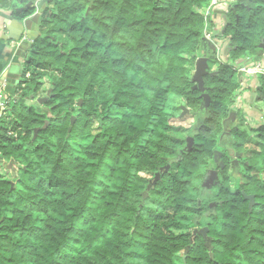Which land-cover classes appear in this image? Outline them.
Returning a JSON list of instances; mask_svg holds the SVG:
<instances>
[{"label": "trees", "instance_id": "obj_1", "mask_svg": "<svg viewBox=\"0 0 264 264\" xmlns=\"http://www.w3.org/2000/svg\"><path fill=\"white\" fill-rule=\"evenodd\" d=\"M37 1L0 0V9L21 20ZM210 2H44L19 100L0 117V159L20 173L13 187L0 176V264H264V123L231 127L232 145L218 144L241 93L235 67L264 55V0H236L217 35ZM208 33L230 50L228 62L208 55L215 73L203 77L210 104L201 111L192 75ZM258 82L264 103V77ZM49 89L42 105L51 116L26 103ZM181 105L198 119L193 132L169 122ZM229 150L242 159L233 185ZM210 169L219 182L205 196ZM243 192L254 195L251 211Z\"/></svg>", "mask_w": 264, "mask_h": 264}, {"label": "crops", "instance_id": "obj_2", "mask_svg": "<svg viewBox=\"0 0 264 264\" xmlns=\"http://www.w3.org/2000/svg\"><path fill=\"white\" fill-rule=\"evenodd\" d=\"M38 2V1H37ZM36 2V3H37ZM219 2L227 4H233L236 2V0H219ZM35 3V12L30 15L29 17L33 16L34 14H38L40 11V7L43 8L42 13L44 12L46 4L43 3L40 7H38ZM44 6V7H43ZM210 9V4L208 8ZM212 13L211 18L214 24L212 34L217 35L220 34L223 31L226 16H225V7H212ZM42 14H40L39 18H37V21H34V24H40ZM12 19H14L11 16V12L8 10L0 9V82L4 83V90L5 94L8 96V98L11 99H18L19 100V90L18 87L20 85V82L22 81V73L24 69V63H25V55L27 54V51L29 47L32 45L31 40L27 38V35H23L18 42H13L11 40L5 41L2 40L1 36L3 34L8 35V28L11 24ZM35 26V25H34ZM32 24V30L35 28ZM39 32V30H38ZM206 38L208 39V49L210 50V53L214 52V46L216 44H221L220 50H221V56L225 58V51L228 49V44L219 42L220 39L214 38L211 34H206ZM37 37V36H36ZM222 41V40H221ZM31 44V45H30ZM218 57V58H220ZM259 61L262 65H264V55L259 57ZM257 84V78L253 77H243V84L241 88L240 93V99L237 101V104L235 105V109L242 113V123L245 126L239 125V121L237 118L239 115H237L233 120V127L240 126V128L246 127V129H253L257 128L259 121L264 122L263 114L260 110L261 108V101H257L255 99V95L250 92L251 88H254ZM237 111V112H238Z\"/></svg>", "mask_w": 264, "mask_h": 264}, {"label": "water", "instance_id": "obj_3", "mask_svg": "<svg viewBox=\"0 0 264 264\" xmlns=\"http://www.w3.org/2000/svg\"><path fill=\"white\" fill-rule=\"evenodd\" d=\"M44 2H46V0H38V2L36 3V5L38 7H40ZM44 7V6H43ZM43 8L40 7V11L38 12V14H34L31 17H25L21 20H17V19H12L11 24L8 28V35L3 34V36H1L2 40L8 41L11 40L13 42H18L19 39L23 36V35H27V38H29V40L33 41L36 36H39V25L34 24V21H37V18H39L40 14H42V10ZM18 12L21 11V8L17 9ZM32 24L35 27L32 30ZM31 45V44H30ZM208 45V39L206 37H203L201 39V43H200V52L201 55L196 59L195 63H194V71H193V75H192V80L195 81V85L194 88H198L201 91L200 97L202 98L201 104H200V108L199 110H204L206 111L209 104H210V96L207 92H204V86H203V77L210 74H214L215 72H209L208 71V59H209V54H210V50L207 47ZM31 47V46H30ZM29 47V49H30ZM260 48H264V44H260ZM28 49V50H29ZM230 47L228 46V49L226 51V54L229 53ZM28 56V54L25 55V58ZM240 77V74H239ZM51 92V89H49L46 93L45 96H39V97H34V95H30L27 100L26 103L30 104V105H40V104H44L47 100H48V96ZM253 96L255 95V90H253ZM181 114L180 117H183L186 113L189 112V109L186 108L185 106L181 105ZM236 116V111L235 110H231L228 117L225 118L222 122L223 125V132L222 134L219 136L218 139V144L221 148H227L230 147V145H232L233 141H232V133H231V129H230V124L233 122L234 118ZM74 118H71V124L73 123ZM47 122V121H46ZM44 127V126H43ZM194 143V139L192 136H188L186 138V149H191L192 145ZM222 155V152L220 151H214V156H213V160L216 163H218V160L220 159ZM1 163V161H0ZM4 163V162H2ZM221 164H223L221 162ZM213 176H216V172L212 171L211 172ZM11 186H14V182L10 181ZM147 193L146 191L143 192V196H145ZM244 194V192H243ZM244 197L248 200V209L249 211H251L252 207L255 204V198L254 195H245ZM204 229H207L206 227Z\"/></svg>", "mask_w": 264, "mask_h": 264}, {"label": "rangeland", "instance_id": "obj_4", "mask_svg": "<svg viewBox=\"0 0 264 264\" xmlns=\"http://www.w3.org/2000/svg\"><path fill=\"white\" fill-rule=\"evenodd\" d=\"M233 4H227L226 2L221 3V2H219V0H217V4L215 6L216 7L217 6L218 7H222L223 6V7H227L229 9V7H232L233 8ZM204 11L206 12L207 9H205ZM208 12H210V11H208ZM260 44H259V47H260ZM248 60H250V63H251L252 68H256V66H258L256 68L257 71H258V73L257 74H252V75H245L244 74L242 76L257 78V84H256V86L254 88H251V91H250L251 93H253V90H255V93H256V88L259 86V82H258L259 81V78L261 79L262 76L264 77V65L261 64V62L259 61V58H255V57H252L251 58L250 57V58H248ZM226 61L228 62V60H226ZM234 75H235V78H237V80L240 82V78L241 77H239V74L236 72V73H234ZM27 78H29V76L25 77V80ZM43 80H44L45 87L48 88L49 85H48V82H47L46 78H44ZM98 91H99V88L96 87L95 90H94V93H97ZM254 97H256V96H254ZM239 99H240V94L238 93V95L236 97V100H235V105L237 104V101ZM11 100H13V99H11ZM175 102H176V106L179 105V104H181L180 98L179 99H175ZM260 104H261L260 105L261 106L260 110H261V112L263 114V118H264V103L263 102H260ZM11 106L12 105L9 104L7 106V108L5 109L6 115H9L10 114V112H9L8 109H10ZM176 106L173 107V111H174V114H175L176 117H173V118H171L169 120L170 124H172L175 127H179V128H187L188 127V128H190V130L192 132L195 131L193 128L196 129V127H197V122H198L197 117L193 113H190V111L188 113H186L183 117H180V114H181V111L182 110L181 109H177ZM35 110L37 112H43V111H45L46 114H47V116H51V114L46 110V107L44 105H42V104H40V105L38 104L37 106H35ZM235 111H236V109H235ZM73 123H74V120H73ZM262 123H264V122H260L259 121L258 123H256V124H258L257 127H259ZM0 126H2V125H0ZM5 126H6V128H8V125L5 124ZM93 128H95V127H93ZM90 130L91 129L86 130V132H89ZM78 131H79V129H78ZM250 133H251V131H247V134L250 135V140H251V142L249 141L245 145V148H247V149H250V148H253V146H256V145H254L252 143V142H254L256 140L255 139V136H254V134L251 135ZM225 154L227 155V156H224V160H225V162L227 164V174L230 175L229 181H231L230 184L233 185V181L235 180V178H241V176L239 175L238 171H239V169L242 168V166H241L242 165L241 164V160L242 159L239 158V157H237L236 156V152L233 151V150L225 151ZM232 160L235 161V166L231 163ZM0 161H1V163H0V176L3 179L9 180V181H11V180L17 181L15 178L20 175L18 167H16V165L13 164L11 161H6V160H3V159H0ZM2 162H4V163H2ZM233 166H234V168H233ZM214 171H216V170H214ZM211 174L212 173L210 171H208L207 174H206V176H205V178H204V180L200 184L202 186V189H204L203 190V193H205L206 191L209 193L208 195H205L204 194L205 196L213 195L214 194V191H215V187L217 186V184L219 182V175L217 174V172H216V176H213ZM15 184H14V186H15ZM232 185H231V187L233 188ZM150 186H151V183L146 187V193H147V191H149ZM145 197H146V195H145ZM211 205H214V204H210V207H211ZM213 209L214 208H212V210ZM205 214H207V212ZM195 216H193V217H195ZM196 228H198V227H196ZM204 228L205 227L198 228V229H194V230L200 232V230H203ZM175 232L176 233H184L185 232V229L184 228H181V229L175 230ZM177 262L178 263L181 262V254H179L177 256Z\"/></svg>", "mask_w": 264, "mask_h": 264}, {"label": "built area", "instance_id": "obj_5", "mask_svg": "<svg viewBox=\"0 0 264 264\" xmlns=\"http://www.w3.org/2000/svg\"><path fill=\"white\" fill-rule=\"evenodd\" d=\"M217 4V0H211L210 2V9H207V11L205 12V15H208L209 12L208 11H212L211 9V6L214 7L215 5ZM228 11V8L225 7V13ZM208 12V13H207ZM205 36H207L205 34ZM219 42H223V41H219ZM224 43V42H223ZM220 46L221 44H216L214 46V52L216 53V56L217 58L220 57L221 55V50H220ZM227 51V50H226ZM226 51H225V58L224 57H220L218 58L219 61H222V62H226L227 60V56L228 54H226ZM258 66H256L257 68ZM256 68H252L251 64H247V65H240V66H236L235 67V70L238 74H240V82L241 84H243V77H246V76H242V75H252V74H257L258 71ZM29 76V73H26V77ZM4 83L3 82H0V117L4 116L6 113H5V109L7 108V106L10 104V102L12 100H10L8 98V96L5 94V90H4ZM23 86V85H22Z\"/></svg>", "mask_w": 264, "mask_h": 264}, {"label": "flooded vegetation", "instance_id": "obj_6", "mask_svg": "<svg viewBox=\"0 0 264 264\" xmlns=\"http://www.w3.org/2000/svg\"><path fill=\"white\" fill-rule=\"evenodd\" d=\"M261 44H264V40H262V42H261ZM233 123V122H232ZM230 124V128L231 127H233V124ZM221 162H222V160H221V157H220V159L218 160V163H216L214 166H215V168H217V165H220L222 168L221 169H223V166H224V164H221ZM223 163V162H222ZM231 163L235 166V161H231ZM234 166H233V168H234ZM214 170H216L215 172H217L218 170L217 169H210L209 171L210 172H212V171H214Z\"/></svg>", "mask_w": 264, "mask_h": 264}, {"label": "clouds", "instance_id": "obj_7", "mask_svg": "<svg viewBox=\"0 0 264 264\" xmlns=\"http://www.w3.org/2000/svg\"><path fill=\"white\" fill-rule=\"evenodd\" d=\"M206 37V36H205Z\"/></svg>", "mask_w": 264, "mask_h": 264}]
</instances>
